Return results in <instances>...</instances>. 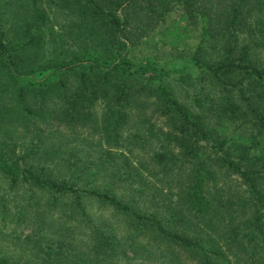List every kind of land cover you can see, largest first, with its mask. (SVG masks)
Wrapping results in <instances>:
<instances>
[{"label":"trees","instance_id":"16d2710c","mask_svg":"<svg viewBox=\"0 0 264 264\" xmlns=\"http://www.w3.org/2000/svg\"><path fill=\"white\" fill-rule=\"evenodd\" d=\"M160 27L171 57L136 60ZM6 195L68 226L0 264H264V0H0Z\"/></svg>","mask_w":264,"mask_h":264},{"label":"rangeland","instance_id":"374dc122","mask_svg":"<svg viewBox=\"0 0 264 264\" xmlns=\"http://www.w3.org/2000/svg\"><path fill=\"white\" fill-rule=\"evenodd\" d=\"M54 14L55 13H51L52 18ZM56 16L61 17L62 15L56 13ZM161 29H164V27H160V28H157L155 31H152L150 38H148L147 40L144 39V41H142L143 43H141V45H139L138 48L135 50L134 56L136 60H139L140 58H143L146 56L154 55L160 62H163L165 59L171 57L170 53L175 43L169 44L168 38L167 39L161 38L159 35L160 34L159 31ZM193 90H194V87H192V90L190 89V91H193ZM175 93H176V96L181 101L188 102L190 92L186 91L185 85L183 86L177 85L175 87ZM147 112H148V115L151 117V120L155 121L156 126L163 127L165 125V121L163 118L156 119L155 116L150 115V114L152 115H156V114H153L152 112H150V110H148ZM137 119L138 118H136V120ZM61 127L64 128V126H61ZM59 130H62V129H59ZM130 131L137 132L135 129H131ZM127 132H129V130ZM80 133H83V135L69 136L68 130H62L56 136V139L63 143L66 142L70 146L74 147L79 144L78 141L80 142L83 141L82 138L83 136H85L86 130L82 129L80 130ZM144 145H145L144 147L135 146L133 148V151L138 153L139 156L143 158L142 160H146V158H148V155L146 154L148 144L145 143ZM126 154L132 155L129 152L128 153L126 152ZM133 160L136 162L137 158L133 157ZM233 177L235 179L237 178L236 176H233ZM151 180H153L157 186H163L164 180H158L157 177H153V176ZM164 188L166 189V187ZM11 197L12 196L10 195H6L5 198L7 199V201L5 203H4V199H3V203L0 201V203H2L0 205V209H1L0 211V256L9 257L12 260H15V259L16 260L17 259L31 260L33 258V255H32V249H31L30 242L24 243L22 238H19L17 234H20L22 230H24L25 232L32 231L33 228L38 226L37 223L39 221L37 223L36 221L42 219L44 223L46 222V224L44 225L45 235L53 236L54 238H56V237H59L60 232L63 233V231L67 228L68 223H66V225L59 224V222L62 221V219L58 215L53 216L54 221L51 223L50 213L43 206L38 211H32L31 214L28 216L27 214L29 213L26 212V219L19 221L16 215L17 207H15L19 205L16 202H13ZM5 207L7 209L6 211L8 212V215L3 214V210L5 209ZM97 211L99 210H96V212ZM41 214L45 216L44 219ZM3 216L5 218H3ZM57 229H59V231H56ZM76 236L78 237L77 238L78 240L87 239V236L85 235H76ZM144 262L145 261L143 259V256H141V254L135 255L131 251H128L127 254L123 256L122 260L118 261V264H144ZM146 264H148V262H146Z\"/></svg>","mask_w":264,"mask_h":264}]
</instances>
